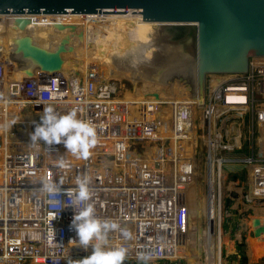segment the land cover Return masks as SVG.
I'll use <instances>...</instances> for the list:
<instances>
[{"label": "built area", "instance_id": "obj_1", "mask_svg": "<svg viewBox=\"0 0 264 264\" xmlns=\"http://www.w3.org/2000/svg\"><path fill=\"white\" fill-rule=\"evenodd\" d=\"M107 15L94 14L93 21L105 22ZM30 16L29 25L62 23L60 15ZM22 17L27 18L16 16L14 22ZM6 69L0 60V114L9 117L0 123V264H77V258L90 254L91 248L85 251L72 240L75 232L69 227L71 205L78 210L83 204L74 200V192L63 191L75 189L76 177L85 174L96 215L116 220L130 233L128 238L119 230L109 234L113 244L128 249L124 264H145L137 259L138 252L151 255L147 264H189L181 253L188 232L184 191L195 169L192 158H203L200 175L204 178L212 176L214 168L218 171L219 165L223 169L244 166L248 190L239 192V215L246 212L247 203L264 201V57H252L244 73L206 76L203 99L194 101L202 118L194 121L202 122L196 133H204L207 142L202 152L195 149L191 159L188 147L181 145L190 134L183 104L161 100L156 91L144 93L138 102L127 98L124 84L119 87L112 78L104 80L93 65L84 74L73 72L66 77L50 72V78H42L34 73L9 82ZM48 104L60 113L76 108L80 118L94 123L98 143L87 159L65 153L63 144L47 147L38 141L39 147L32 145L29 135L18 131L28 125L9 121L13 108L21 107L38 123ZM61 154L63 168L56 164ZM42 179L49 183L62 179V190L45 191ZM218 182L213 181L217 187L213 204H218L214 211L223 203ZM203 183L207 194L214 191L211 179ZM223 215L222 231L234 248L230 251L224 244L220 252L215 249L213 258L216 264H241L244 249L238 247L246 240L249 226L238 221L232 230L230 217ZM203 255L208 257L207 252Z\"/></svg>", "mask_w": 264, "mask_h": 264}, {"label": "bare ground", "instance_id": "obj_2", "mask_svg": "<svg viewBox=\"0 0 264 264\" xmlns=\"http://www.w3.org/2000/svg\"><path fill=\"white\" fill-rule=\"evenodd\" d=\"M15 17L16 15L11 14L0 15V60H3L6 65L8 82L23 78L27 74V68H32L34 73L37 76L40 75L42 78L51 77L49 72H44L34 67L31 61L22 58V55L17 53L18 46L16 40L18 38L29 36L36 46L52 52L56 51L61 44H64L66 52L62 57L64 61L63 67L61 70L53 72L52 74L61 73L66 77L71 76L73 72L84 74L89 66L93 65L99 68L101 77L104 80L112 78L118 82L119 87L123 85L122 80L127 79L133 82L132 89L125 90V96L127 98H134L138 102L144 93L150 94L156 91L161 100H165L166 98L172 100L174 104L185 105L181 107V110L184 114L186 113L187 119L190 120V134L193 136L189 135L186 139H188L187 142H192L188 146L190 150L189 158L192 156V149L195 146L196 140L195 128L196 126L203 125L202 122L197 124L194 120L197 117L201 120V110L198 109L197 104L194 102L197 100L194 97L191 99L192 90H190V86L185 84V82H178V80L166 82L167 75H170V69L165 73L166 69L163 66L167 65V61L165 58L163 61L162 59L167 50L165 49V43L161 42L163 39L161 38L159 40L161 34H159L157 29L158 24L145 22L141 13L122 15L108 13L105 22L93 21L95 17L93 15L86 17L73 13L60 15L58 17L62 22L60 24L63 26L74 25L76 27L75 31L71 33L66 29L62 31L52 30V27L45 25H28L25 29H20L14 22ZM31 17L30 15L29 17L27 16V18ZM80 34L83 35L82 40L79 38ZM168 56H171L170 65H173L177 55L173 52L168 54ZM173 72H175L174 69ZM164 74L166 75L163 76ZM139 76H143L144 78L135 81L134 77L139 78ZM198 102H200V97L198 98ZM17 109L24 110L21 107L13 108V113L10 116L11 120L9 119L10 123H19L16 121L19 111ZM168 112L171 114L173 111L170 109ZM188 112L189 116H187ZM137 116L134 115L131 117L135 118ZM6 118L9 117L0 114V123L6 121ZM23 118L26 123H35L31 112L24 115ZM214 166L212 163L213 168ZM223 171L224 169L220 165L217 171L219 174L217 179L220 180L218 182L220 190L223 189L225 191V188L231 189L232 185L230 184L228 187H225L224 177L226 176V171ZM210 172L212 174V171ZM214 172L215 170L213 169ZM212 177L213 175L210 177L205 176L206 179H211V185H213L214 191L211 190V193L207 194L203 190V186L198 185L200 187V189L198 188L199 195H201V190L205 194L203 195L202 193L201 197H197L198 202L195 201L192 205L187 204L189 214L188 232L183 239L184 246L181 256L189 264H216L213 258L215 249L218 248V252H220L224 242L222 234V222L224 219L223 203L221 204V209L218 208L217 211H214V208L218 204H213V200L216 201L217 187L214 185ZM205 178L203 176V182H205ZM223 190L221 192L222 200L224 195ZM257 204L258 202L254 203V205ZM263 206L260 204L252 206L253 214L251 217L249 216L250 220H247L249 227L253 224L254 219H259L261 225L264 224ZM203 220L207 222L203 224ZM217 223L219 224L217 225ZM207 224L209 225L207 226ZM257 238L259 240L264 239V233H261ZM249 239L248 244L250 242ZM227 248L233 251L234 244L230 240L227 243ZM204 252H207L208 256L205 259ZM248 254L251 257V248H249Z\"/></svg>", "mask_w": 264, "mask_h": 264}, {"label": "water", "instance_id": "obj_3", "mask_svg": "<svg viewBox=\"0 0 264 264\" xmlns=\"http://www.w3.org/2000/svg\"><path fill=\"white\" fill-rule=\"evenodd\" d=\"M67 13H141L145 22L158 24L167 50L162 59L167 61L165 73L170 69L166 82H185L194 99L200 97V103L207 75L244 73L252 57H264V0H0V15ZM30 23L24 17L15 21L20 29ZM50 27L71 33L76 29L62 24ZM79 38L82 40L83 35ZM16 41L17 53L34 67L49 73L62 69L64 44L52 52L36 46L29 36ZM173 52L177 56L170 65L168 54ZM26 72L28 76L34 74L32 68ZM140 78L144 77H134L135 81ZM253 226L254 236L264 233L259 219L253 220Z\"/></svg>", "mask_w": 264, "mask_h": 264}, {"label": "clouds", "instance_id": "obj_4", "mask_svg": "<svg viewBox=\"0 0 264 264\" xmlns=\"http://www.w3.org/2000/svg\"><path fill=\"white\" fill-rule=\"evenodd\" d=\"M41 112L39 122L34 123L29 134L32 145L39 147L38 141H42L47 147L63 144L65 153L77 159H87L90 156L91 150L98 143L93 122L80 118L76 108L60 113L53 105L48 104L43 106ZM56 164L60 168L65 167L64 154L57 158ZM62 183V179L55 183L42 179L41 187L48 192L60 191L62 189L59 185ZM75 184V189L63 190L65 193L74 192V200L83 204L78 210L77 205H71L74 211L69 227L75 232V239L72 240L85 251L91 248L90 254L81 258L77 264H124L128 249L122 244H113L109 234L119 230L128 238L130 233L116 220L101 219L96 215L94 203L91 202L93 193L87 174L77 176ZM137 259L147 264L152 257L149 253L138 252Z\"/></svg>", "mask_w": 264, "mask_h": 264}, {"label": "rangeland", "instance_id": "obj_5", "mask_svg": "<svg viewBox=\"0 0 264 264\" xmlns=\"http://www.w3.org/2000/svg\"><path fill=\"white\" fill-rule=\"evenodd\" d=\"M161 38H162V36L160 35V37H159V40H161ZM123 82H122V84H124V89H132V84H131V82L130 81H128V80H122ZM17 110H19V109H17ZM30 111L28 110V109H26V108H24V110L22 109V110H19L18 111V117H16V121H18L19 123H17L16 125L17 126H19V125H21V124H27L28 126L27 127H23V126H20V128H18V131L22 134V136H24L25 134H26V137H27V135H29L30 134V132L33 130V126H34V123H26L25 122V120H24V115H26L27 113H29ZM197 125V124H196ZM202 127V126H201ZM198 128L199 127H197L196 126V128H195V130L197 131L198 130ZM196 131H194V133H195V137H196V140H195V146L193 147V154L192 155H194V153H195V149L196 148H199V151L200 152H202L203 150H204V147H202V145H205V142H207V140H206V138H205V135H203V134H201L200 136L199 135H197V133H196ZM190 136L192 135V134H189ZM193 136V135H192ZM16 136L15 135H13V138H15ZM187 140L188 139H185V140H183L182 142H181V145H183V146H185V147H188L189 146V144H191V142H187ZM204 144H203V143ZM32 146H28L27 147V149L29 150V148H31ZM243 153H244V151H243ZM93 154H95V153H93ZM190 154V153H189ZM189 154H188V156H187V158L188 159H191V157L189 158ZM235 155V153H233V154H230V156H234ZM192 162H193V164H194V171H193V173H192V175H191V177H190V181H189V184H188V186H187V189L184 191V193H185V202L187 203V204H189V205H192L193 203H195V201L196 202H198V200H197V197L199 198V197H201L202 196V193H203V195L205 194L204 193V183H203V176L202 175H200L201 174V172H200V166H201V161H203V158H201L200 160H197V161H194V158H192V160H191ZM2 162V160H1V157H0V163ZM220 166V165H219ZM225 169H224V171H226V176L224 177V184L226 183V179H227V175H229V179L230 180H232L233 178H232V176H233V174H231V172L232 171H235V170H238V171H240V172H243V173H240V175L241 174H246V170H245V168H244V166H242V165H228L227 167L225 166L224 167ZM239 169H241V170H239ZM214 170H215V168H214ZM243 170V171H242ZM223 171V172H224ZM217 173V171L215 170V172L214 173H212V175H213V177H212V180L214 181V179H217V176L219 175L218 173ZM239 175V181L241 180H244V178H245V176H240ZM218 180V179H217ZM219 182H220V180H219ZM223 184V185H224ZM231 184V183H230ZM198 185H202L203 186V190L204 191H202L201 190V195H199L200 194V192H199V190H198V188L200 189V187H198ZM240 190V189H239ZM242 191V190H241ZM241 191H238V192H241ZM199 192V193H198ZM224 196V195H223ZM264 205V201H262V202H258V204L257 205ZM257 205H252V206H257ZM242 206H241V204H240V208H241ZM264 207V206H263ZM244 208V207H243ZM223 217H224V215H223ZM239 220V222L240 221H242L243 222V225H245V224H247V226H249L248 225V221L247 220H250L249 219V215H247L246 214V212L245 213H242V214H240V215H238V216H236L235 217V220ZM251 220H253L252 218H251ZM238 222V221H237ZM253 225V224H252ZM251 225V227H252V230H255V227L254 226H252ZM254 232V231H253ZM223 234V240H224V242H223V245L224 244H226L227 245V243L229 242V240H230V242H233L232 241V239L228 236V234H224V232L222 233ZM249 234V231L248 232H245V235L247 236L246 237V240L244 239L243 240V245L241 246V247H238V249H240L241 251L243 250L244 252H241V260H242V263L241 264H243V261H246V263L245 264H258V261L259 260H257V261H250L249 262V260H248V256H246V249H247V251L249 250V247L251 248V247H253V246H261L262 244H252L251 246H249V244H251V237L252 238H256V240H259L257 237L258 236H254V234L253 235H251V236H249L248 235ZM250 238V239H249ZM248 239L250 240V242H249V244H248ZM222 245V246H223ZM245 258V259H244ZM263 258V257H262ZM244 259V260H243Z\"/></svg>", "mask_w": 264, "mask_h": 264}, {"label": "flooded vegetation", "instance_id": "obj_6", "mask_svg": "<svg viewBox=\"0 0 264 264\" xmlns=\"http://www.w3.org/2000/svg\"><path fill=\"white\" fill-rule=\"evenodd\" d=\"M239 170H241V169H239ZM240 173H243V172H240L238 170L232 171L231 172V174H233L232 180H230L229 175H227L225 187H228L231 183L232 188L231 189L225 188L224 196H223V213L226 216L230 217L228 224L232 230H234L236 228V223H237V221H239L238 219L235 220V217L239 215L240 203H241L240 200L238 199V196H239L238 191L242 190L241 193H245V191L248 190L246 174L244 173V174L240 175ZM239 175L245 176L244 180L239 181L238 180ZM252 205L253 204H251V203H247V206H246V214L249 215L250 217L253 214ZM250 217H249V219H250ZM248 231H249L248 235L251 236L253 234L252 227H248L247 232Z\"/></svg>", "mask_w": 264, "mask_h": 264}, {"label": "trees", "instance_id": "obj_7", "mask_svg": "<svg viewBox=\"0 0 264 264\" xmlns=\"http://www.w3.org/2000/svg\"><path fill=\"white\" fill-rule=\"evenodd\" d=\"M252 244H257V245L262 244L261 246H253V251H254V255H255L256 260H259L258 264H264V239L256 240V238L251 237V245ZM242 245H240L239 247H241ZM245 263H246V261H243V264H245Z\"/></svg>", "mask_w": 264, "mask_h": 264}, {"label": "crops", "instance_id": "obj_8", "mask_svg": "<svg viewBox=\"0 0 264 264\" xmlns=\"http://www.w3.org/2000/svg\"><path fill=\"white\" fill-rule=\"evenodd\" d=\"M250 248V247H249ZM251 252H252V254H251V257L249 256V254H248V251L246 252V256H248V260H249V262L250 261H257L256 260V258H255V255H254V251H253V247H251Z\"/></svg>", "mask_w": 264, "mask_h": 264}]
</instances>
